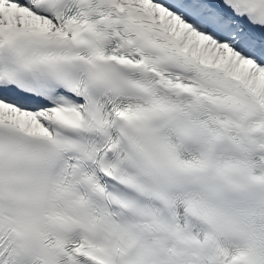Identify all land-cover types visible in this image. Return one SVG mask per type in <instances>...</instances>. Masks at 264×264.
Here are the masks:
<instances>
[{
    "label": "snow or ice",
    "instance_id": "6c2138e0",
    "mask_svg": "<svg viewBox=\"0 0 264 264\" xmlns=\"http://www.w3.org/2000/svg\"><path fill=\"white\" fill-rule=\"evenodd\" d=\"M0 264H264V0H0Z\"/></svg>",
    "mask_w": 264,
    "mask_h": 264
}]
</instances>
